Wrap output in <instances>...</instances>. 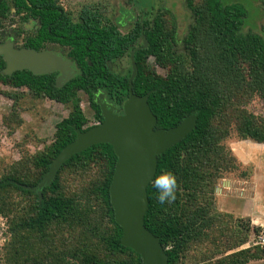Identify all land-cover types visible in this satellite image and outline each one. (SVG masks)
I'll return each mask as SVG.
<instances>
[{"label":"trees","instance_id":"16d2710c","mask_svg":"<svg viewBox=\"0 0 264 264\" xmlns=\"http://www.w3.org/2000/svg\"><path fill=\"white\" fill-rule=\"evenodd\" d=\"M128 1L136 17L130 32L123 35L89 6L74 17L60 0H0V43L10 39L17 49L35 51H43L47 42L58 43L67 47L66 57L77 70L74 78L57 87L54 73L33 75L24 70L5 75L0 56V85L11 89L2 92L12 103L3 117L8 129L24 124L21 113L28 110L26 99L53 101L68 111L55 124L50 142L30 136L16 145L19 160H0L5 239L0 264H141L138 255L120 244L122 230L109 198L117 160L110 145H94L71 157L40 197L29 189L74 140L72 126L81 131L93 126L87 125L81 98H86L98 123L102 117L95 103L97 93L119 105L127 99L129 56L141 47V30L147 46L134 53L137 74L132 91L137 96L151 91L147 102L157 118L156 128H173L192 112L197 114L194 130L157 158L153 181L170 173L176 187L174 199L164 203L157 199L153 181L147 187L146 229L159 238L168 264L264 260V248L239 249L258 228L248 218L220 211L216 194L223 179L248 181L253 175L228 143L264 145V116L250 108L255 101L264 104V37L244 30L247 11L241 4L183 0L191 22L178 36L170 10L146 5L152 0ZM28 19L39 22L35 34L23 29ZM20 36L22 44L17 46ZM123 58L127 65L116 69ZM29 141L42 148L30 152Z\"/></svg>","mask_w":264,"mask_h":264},{"label":"water","instance_id":"95a60500","mask_svg":"<svg viewBox=\"0 0 264 264\" xmlns=\"http://www.w3.org/2000/svg\"><path fill=\"white\" fill-rule=\"evenodd\" d=\"M141 40V47L129 56L131 69L128 96L120 109L103 101L105 95L99 93L95 103L99 107L102 121L84 131L72 126L74 140L60 150L42 180L29 189L40 197L42 189L53 183L58 170L71 157L94 145H110L117 160L109 186V198L114 220L122 230L120 244L138 255L141 264H168V257L159 238L144 225L148 209L147 187L155 176L158 156L194 130L197 114L192 112L173 128H156L157 118L147 102L151 91L143 96H137L132 91V82L137 74L134 53L147 46L144 35H141ZM0 56L5 62V75L24 70L33 75L58 73L56 86L62 87L77 74L73 70V62L61 54L46 50L17 49L10 39L0 43Z\"/></svg>","mask_w":264,"mask_h":264},{"label":"rangeland","instance_id":"374dc122","mask_svg":"<svg viewBox=\"0 0 264 264\" xmlns=\"http://www.w3.org/2000/svg\"><path fill=\"white\" fill-rule=\"evenodd\" d=\"M128 2V0H63V5L72 10L80 9L84 5H95L99 9L105 8L106 16L112 17L114 22H118V12L121 8H130L131 4H127ZM221 2L223 4L236 3L243 5L247 11V17L244 20V30L264 37V5L261 0H221ZM147 4H151L155 10L160 7L170 10L176 20L177 35L183 36L186 33L191 19H189V12L186 10L183 0H152L151 3L146 2ZM144 5L145 3L142 4V6ZM136 13L138 14V11ZM120 14V23H126L125 18L128 19L129 17L126 16L128 12L123 11ZM32 27L30 22L23 25L25 30H31ZM17 39L16 45L21 46L22 37L20 36ZM127 62L128 60L125 58L118 63V66H126ZM148 62L151 65L153 64L151 59ZM156 69L158 73H163L159 68ZM3 91H11V89L0 85V160L4 159L6 163H9L20 159L21 152L16 148V145L21 140L25 138L31 139L34 136L37 139L47 141V143L50 142L55 130V124L67 117L68 111L63 105L53 101L32 102L26 99L24 107L28 110L21 113L24 124L20 128L11 131L3 124V117L8 115L12 105L11 101L2 94ZM19 91L23 92L24 90ZM80 107L87 118L88 126L96 122L92 118V111L85 97L81 98ZM250 108L256 114L264 116L263 103L255 101L250 105ZM228 145L242 165L251 170L253 175L248 181L236 180L233 177L220 181L216 191L218 209L222 212L232 213L236 217L248 218L251 226L252 222L260 223L264 226V145L249 141H231ZM41 148L42 144H36L35 141H29L26 144V149L30 152ZM253 227L258 228L257 226ZM2 228L3 219L0 218V248L5 240L2 235ZM253 237L254 234L248 238L247 243H250V245ZM247 243L242 245V247L245 248ZM252 264H264V260L253 262Z\"/></svg>","mask_w":264,"mask_h":264},{"label":"flooded vegetation","instance_id":"af4514ba","mask_svg":"<svg viewBox=\"0 0 264 264\" xmlns=\"http://www.w3.org/2000/svg\"><path fill=\"white\" fill-rule=\"evenodd\" d=\"M128 4V3H127ZM126 4V5H127ZM60 5L63 7V9L65 10V11H68V10H70V11H73L74 12V17H77V14L81 11V9L84 7V6H89L91 9H93V11H99L102 15V17L103 18H106V19H109L110 21H112V23L116 26V28L120 31V33L121 34H123V35H126L127 33H129L130 32V30H131V28H132V26H133V21L135 20L134 18L136 17L135 15V13H134V11H133V7H130V8H128L127 7V9L126 8H121L120 10H119V12H118V14H119V18H118V22H114V20H112V17H108V16H106V9L104 8V9H99V8H97V6H95V5H84V6H82L80 9H75V10H72L71 8H66V7H64V5H63V0H60ZM128 6V5H127ZM130 9H131V11H130ZM123 11H127L128 12V14L126 15V16H129V17H131V19H129V17H128V19H126L125 18V22L126 23H124V24H122V23H120V19H121V12H123ZM141 14V13H140ZM140 21H141V19H140ZM27 22H30V23H32V28H31V30H25L24 29V31H26V32H32V33H36L37 32V30H38V28H39V22L37 21V20H33V19H28V20H26L25 22H23V24L22 25H25ZM141 35H143V30H141V34H140V40H141ZM22 37H23V34H22ZM141 45H142V40H141ZM139 48V47H138ZM137 49V48H136ZM44 50H46V51H51V52H55V53H57V54H61L62 56H64L65 58H67L66 56V54H67V47L66 46H62V45H60V44H58V43H52V42H47L46 44H45V47H44ZM135 50V49H134ZM133 50V51H134ZM132 52V51H131ZM130 52V53H131ZM123 59H125V58H123ZM122 59V60H123ZM128 60V59H127ZM129 61H130V59H129ZM121 62V61H120ZM119 68V70L121 69V66H117L116 67V69H118ZM73 70L77 73V70H76V67H75V65H74V67H73ZM55 74V82L57 81V78L59 77V75H58V73H54ZM57 83V82H56ZM99 93H97L96 94V96L98 95ZM96 98V97H95ZM103 101H105L107 104H109V105H111V106H114V107H116L117 109H120V107H121V104L119 105L118 104V102L114 99V98H107L106 96H105V98L103 99ZM120 115L122 114V112H120L119 113Z\"/></svg>","mask_w":264,"mask_h":264},{"label":"clouds","instance_id":"9594fccd","mask_svg":"<svg viewBox=\"0 0 264 264\" xmlns=\"http://www.w3.org/2000/svg\"><path fill=\"white\" fill-rule=\"evenodd\" d=\"M153 187L158 191L157 199L160 203L171 202L174 199L176 179L172 174L165 173L153 181ZM240 248L245 249L242 246Z\"/></svg>","mask_w":264,"mask_h":264},{"label":"built area","instance_id":"2783aa9c","mask_svg":"<svg viewBox=\"0 0 264 264\" xmlns=\"http://www.w3.org/2000/svg\"><path fill=\"white\" fill-rule=\"evenodd\" d=\"M98 124V122H93L91 125H96ZM252 226H257L259 228L257 233H254V237L253 240L250 243H247L245 246V248H248L250 246H254V247H260V248H264V226L261 225L260 223H254L252 222Z\"/></svg>","mask_w":264,"mask_h":264}]
</instances>
